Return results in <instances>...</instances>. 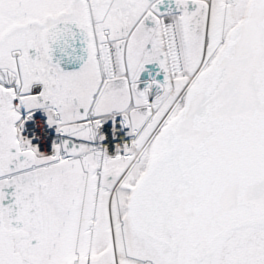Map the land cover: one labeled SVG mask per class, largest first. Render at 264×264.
I'll return each instance as SVG.
<instances>
[{"label": "snow or ice", "instance_id": "1", "mask_svg": "<svg viewBox=\"0 0 264 264\" xmlns=\"http://www.w3.org/2000/svg\"><path fill=\"white\" fill-rule=\"evenodd\" d=\"M0 264H264V0H0Z\"/></svg>", "mask_w": 264, "mask_h": 264}]
</instances>
